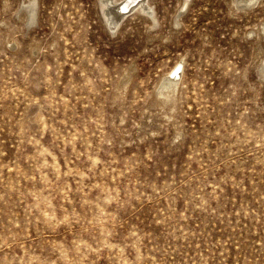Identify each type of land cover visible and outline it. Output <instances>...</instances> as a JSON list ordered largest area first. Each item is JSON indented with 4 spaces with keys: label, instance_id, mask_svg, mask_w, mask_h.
Returning <instances> with one entry per match:
<instances>
[{
    "label": "rangeland",
    "instance_id": "1",
    "mask_svg": "<svg viewBox=\"0 0 264 264\" xmlns=\"http://www.w3.org/2000/svg\"><path fill=\"white\" fill-rule=\"evenodd\" d=\"M36 1L0 0V264H264V0Z\"/></svg>",
    "mask_w": 264,
    "mask_h": 264
},
{
    "label": "bare ground",
    "instance_id": "2",
    "mask_svg": "<svg viewBox=\"0 0 264 264\" xmlns=\"http://www.w3.org/2000/svg\"><path fill=\"white\" fill-rule=\"evenodd\" d=\"M136 0H122L121 1V3L120 4H118V9H120L121 11H120V13L121 12H125L126 11V9H128V7L131 5V4H133L134 2H135ZM190 1V0H189ZM189 1H187V0H185L183 3L185 4V5H187L188 3H189ZM36 0H32V2H30V4L27 6V7H29V11H30V14H31V17L32 18H35L34 16V14H35V5H36ZM257 2H258V0H237V3H241V7L240 8H244V7H247L249 4H256L257 5ZM102 6H103V8L104 7H107L108 6V8L109 7H112V5H114L115 3H113V0H102ZM249 7V6H248ZM251 7V6H250ZM150 8V7H149ZM112 14V13H111ZM148 15L150 16V17H152V19L153 20H155V15H154V11H152L151 10V8L149 9V11H148ZM117 23H118V20L117 21H115L114 23H113V27L112 28H115L116 27V25H117ZM263 30H264V28H263ZM263 72H264V66H263ZM179 72H177L175 69H172L169 73H168V76H167V79L168 80H172V81H176L177 80V78H178V81L180 80V78H179ZM166 88V86H161L160 87V89L159 90H162V89H165ZM159 94H160V92H159ZM158 94V95H159ZM162 95V94H161ZM160 95V96H161Z\"/></svg>",
    "mask_w": 264,
    "mask_h": 264
}]
</instances>
